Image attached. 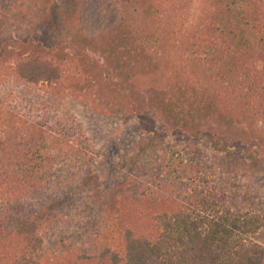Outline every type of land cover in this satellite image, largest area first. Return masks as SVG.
<instances>
[{
    "label": "trees",
    "instance_id": "obj_1",
    "mask_svg": "<svg viewBox=\"0 0 264 264\" xmlns=\"http://www.w3.org/2000/svg\"><path fill=\"white\" fill-rule=\"evenodd\" d=\"M120 3L124 23L146 42L143 52L156 42L152 37L168 31L176 50L183 51L156 61L153 68L137 67L135 80L139 92L177 122L172 133L181 144L175 143L171 156L149 177L139 176L127 187L125 210L114 225L116 244L90 249L95 223L86 220L81 225L79 218L94 209L89 201L96 176L84 174L75 198L66 189L56 193L52 177L58 155L49 149L48 136L39 127H18L8 115L0 136V264H264L261 204L231 188V164H212L209 152L195 146L201 136L203 144L213 145V154L243 150V162L264 170V151L261 157L256 149L264 136L245 147L238 144L248 138L245 132L233 137L221 126L223 121L235 126L252 121L253 127L264 122V0H214L211 14L183 31L173 21L175 14H161L150 0ZM19 6L17 0H0V33L19 15L14 14ZM12 49L4 41L0 58L17 59L10 73L18 82L50 88L62 77L61 65L42 54L17 58ZM203 77L207 80L200 83ZM131 90V99L122 93L119 104L123 113L140 115L144 110L136 108L138 90ZM209 118L212 127H203L201 119ZM58 215L65 216V225L83 229L75 253L61 234L57 241L49 235L59 227L46 229L56 225Z\"/></svg>",
    "mask_w": 264,
    "mask_h": 264
},
{
    "label": "rangeland",
    "instance_id": "obj_2",
    "mask_svg": "<svg viewBox=\"0 0 264 264\" xmlns=\"http://www.w3.org/2000/svg\"><path fill=\"white\" fill-rule=\"evenodd\" d=\"M150 1L160 6L161 14H175L177 19L173 21L181 25V31L198 22L203 14H211L214 3V0ZM17 2L20 6L14 14L19 15L3 28L0 44L10 43L17 58L33 52L42 54L46 60L62 66V77L50 88L27 85L18 82L10 73L17 59L0 58V136L8 115L18 127H39L48 136L49 149L58 155L53 163L57 172L52 177L56 193L66 189L75 198L74 191L81 187L78 183L86 176L84 174L96 176V190L89 201L94 209L91 214L79 218V222L81 225L86 220L95 223L96 234L88 240L90 249L115 245L118 231L114 225L119 212L125 210L127 187L139 176L141 180L149 177L171 156L174 145L181 144L172 133L177 122L164 114L157 104L150 103L145 93L139 92L135 81L139 77L137 67L153 68L157 62H162L161 59L183 51L176 50L171 40L172 32L168 31L152 37L156 42L151 43L148 52H143L146 42L141 43L120 16L122 0ZM235 2L238 8L240 3ZM133 42L135 47L130 46ZM166 51L168 53L164 54ZM206 80L203 77L199 82ZM132 88L138 90L136 108L140 105L144 110L140 115L123 113L119 104L122 93L131 99ZM210 121V118L206 122L201 119L200 124L212 127ZM260 122L253 127L252 121H244L239 126L223 121L221 126L233 137L245 132L248 138L238 144L247 147L251 144L248 142H258L264 136V122ZM201 125L200 132L203 131ZM196 143L195 146L209 152L212 164H231L227 171L231 188L235 186L242 197L261 204L264 211V170L248 166V161L243 162V150L229 148L234 150L229 156L214 151L215 156L210 142L203 144L200 136ZM256 149L257 156L262 157L264 143L258 142ZM79 203L84 204L83 200ZM64 217L58 215L56 225L51 224L46 229L51 232L52 228L59 227L49 235H55L54 241H57L60 239L57 234H61L65 245L72 244L73 252L80 245L78 236L83 234V229L65 225Z\"/></svg>",
    "mask_w": 264,
    "mask_h": 264
}]
</instances>
